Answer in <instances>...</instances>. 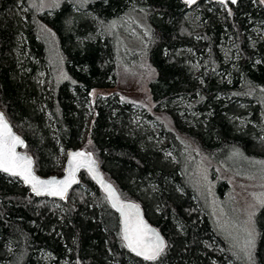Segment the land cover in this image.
Instances as JSON below:
<instances>
[{
	"label": "trees",
	"instance_id": "obj_1",
	"mask_svg": "<svg viewBox=\"0 0 264 264\" xmlns=\"http://www.w3.org/2000/svg\"><path fill=\"white\" fill-rule=\"evenodd\" d=\"M130 1L82 8L65 2L35 12L26 0H0V110L39 174L60 175L57 159L69 149L91 151L120 195L140 203L164 236V251L146 261L125 247L117 213L84 170L65 202L37 198L0 172V264H264V203L255 215L251 258L237 257L189 172L199 153L214 166L264 164V38L256 35L264 34V2L223 7L203 0L187 8L181 0H133V9L146 10L145 55L155 73L153 111L138 119L117 96L90 99L92 90L113 85L116 71L112 40L96 35L94 21L102 27L122 17ZM196 9L200 30L186 17ZM41 24L54 32L69 77L50 87ZM197 56L195 72L189 62ZM218 181L222 194L227 183Z\"/></svg>",
	"mask_w": 264,
	"mask_h": 264
},
{
	"label": "rangeland",
	"instance_id": "obj_2",
	"mask_svg": "<svg viewBox=\"0 0 264 264\" xmlns=\"http://www.w3.org/2000/svg\"><path fill=\"white\" fill-rule=\"evenodd\" d=\"M95 1L97 0H26V3L27 7H33L35 12H49L61 7L65 2H70L73 7L82 8ZM132 5L133 0L129 2L122 17L106 21L103 28L94 19L97 26L96 35L103 39L107 33L112 40V48L116 53V71L113 85L107 89L92 90L90 99L94 102L106 96H117L120 102L131 103L136 110L137 118L142 119L145 111H153L149 83L155 77V73L145 55L151 30L146 20V10L141 7L133 9ZM27 7L22 10L27 11ZM186 17L195 30L202 29L198 9L188 11ZM39 32L46 41L48 62L52 65L46 71L49 75L48 87H50L52 84L65 80V76L67 79L69 77L65 71L63 57L59 48L57 49L54 32L43 24L40 25ZM256 35L264 38L263 32L258 29H256ZM228 46L230 50L234 49L233 43ZM200 61V57L197 56L189 62L195 72L199 69ZM44 75L41 73L42 83ZM178 105L183 109L185 102L181 101ZM147 124L157 133V127L153 121H147ZM88 130L87 122L82 142L86 139ZM167 154L170 155V153ZM231 156L234 155L231 154ZM209 158L200 153L196 156L189 168L190 175L194 178L191 180L206 202L215 226L224 233L222 236L229 237L228 242L234 245L235 255L247 257V253L241 251V247L248 238V232L252 233L254 246L257 239L254 220L259 207L264 203V164L248 162L247 168L240 162L235 164L234 161V164L221 162L214 166L215 161ZM64 159L63 152L57 161L61 164ZM213 171L214 174H212ZM218 180H224L227 183L222 194H220L222 188L218 186ZM254 246L250 249L251 254Z\"/></svg>",
	"mask_w": 264,
	"mask_h": 264
},
{
	"label": "snow or ice",
	"instance_id": "obj_3",
	"mask_svg": "<svg viewBox=\"0 0 264 264\" xmlns=\"http://www.w3.org/2000/svg\"><path fill=\"white\" fill-rule=\"evenodd\" d=\"M195 2L196 0H185V3L189 5ZM220 2L224 3L225 0H220ZM231 2L236 3V0H231ZM65 79H67L66 76ZM23 144L24 142L14 134L3 114L0 113V171L21 177L31 185L32 190L37 195L46 194L59 196L63 199L68 188L73 183H79L76 179V172L80 168H87L89 172L95 171V161L91 159V156L86 155L84 152H76L71 154V161L65 179L41 180L34 174L32 159L20 155L16 151L17 146H23ZM101 184L113 201L112 207L116 208L123 216L124 232L122 238L126 242L125 247L146 261L157 260L166 246L164 240L142 219L138 206L120 202L111 185H105L102 179ZM253 246L254 238L252 233L248 232V238L244 241L241 251L246 252L248 257L251 258L250 249Z\"/></svg>",
	"mask_w": 264,
	"mask_h": 264
},
{
	"label": "water",
	"instance_id": "obj_4",
	"mask_svg": "<svg viewBox=\"0 0 264 264\" xmlns=\"http://www.w3.org/2000/svg\"><path fill=\"white\" fill-rule=\"evenodd\" d=\"M200 1H203V0H196V2L194 4H187L185 3V0H181L182 4H184L187 8H191L193 7L194 5H196L197 3H199ZM204 1H209V2H214V3H217V4H220L221 6L223 7H227L229 5H234L236 4L239 0H236V3H232L231 0H225L224 3H221L220 0H204ZM0 113L3 114L5 120L7 121V123L9 124V126L12 128V131L14 132L15 135L19 136L20 139L24 142L23 146H17V149L16 151L20 154V155H25V156H28L32 159L33 161V171H34V174L39 177L41 180H52V179H56V180H63L67 177V169H68V165H69V162L71 161V154L72 153H76V152H84L86 155H90L91 156V159L93 161H95V164H94V169L95 171L94 172H89L87 170V168H80L77 172H76V179L78 181L79 180V174L82 170L86 171L88 173V175L92 178V180L97 184V186L99 187V189L101 190V192L104 194L109 206L112 208V210H114L117 215H118V218H119V227H120V235H121V238L123 237V232H124V223H123V216L121 215V213L119 211H117L116 208L112 207V199L109 197V194L107 191H105V188L102 186L101 184V179L103 180L104 184L105 185H111L112 188L114 189L117 197L119 198L120 202L124 203V204H133V205H136L138 206L139 208V211H140V215L142 217V219L147 223V225L152 228L153 230H155L159 236L164 240L165 242V245H166V240L164 238V236L161 234V232L158 230L157 227H155L152 223L149 222V220L146 218L145 214H144V211H143V208L142 206L140 205L139 202L137 201H134V200H131V199H126V198H123L118 189L116 188V186L114 185V183L112 181H110L109 179H107L103 173V171L101 170L100 168V165H99V162L98 160L95 158V156L93 155V153L89 150H87L86 148L84 147H76V148H72V149H69L65 152V159H64V162H63V170H62V173L60 175H56V174H51V175H42V174H39L36 172L35 170V162H34V158L28 154L26 151H24V148H25V140L24 138L18 134L14 127L12 126V124L9 122V120L7 119L6 115L0 110ZM1 173L5 174V175H8V176H11V177H14L16 178L17 180H19L25 187H27L29 189V191L34 195L36 196L37 198H48V199H54V200H60V201H67V197L69 195V193L79 184V183H73L69 188H68V191L66 193V196L65 198L61 199L59 196H50V195H46V194H43V195H37L33 190H32V187L30 184L26 183L21 177L19 176H12L8 173H5V172H2L0 171ZM123 240V238H122ZM123 243L124 245L126 244V242L123 240ZM127 248V247H126ZM128 249V248H127ZM129 250V249H128ZM130 251V250H129ZM132 252V251H130ZM133 254H135L134 252H132ZM142 258V257H140ZM143 259V258H142Z\"/></svg>",
	"mask_w": 264,
	"mask_h": 264
}]
</instances>
